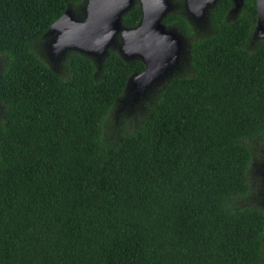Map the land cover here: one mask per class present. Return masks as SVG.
I'll return each instance as SVG.
<instances>
[{
    "label": "trees",
    "instance_id": "trees-1",
    "mask_svg": "<svg viewBox=\"0 0 264 264\" xmlns=\"http://www.w3.org/2000/svg\"><path fill=\"white\" fill-rule=\"evenodd\" d=\"M83 2L0 0V264H264V214L237 202L250 192L249 144L264 141L255 0L232 19L231 1L216 0L196 38L175 0L161 21L189 38V72L108 135L143 63L110 48L96 69L69 51L58 72L34 50ZM139 14L133 5L122 24Z\"/></svg>",
    "mask_w": 264,
    "mask_h": 264
},
{
    "label": "water",
    "instance_id": "water-1",
    "mask_svg": "<svg viewBox=\"0 0 264 264\" xmlns=\"http://www.w3.org/2000/svg\"><path fill=\"white\" fill-rule=\"evenodd\" d=\"M215 1L185 0L184 6L196 26L199 22L204 25L208 21V10ZM242 2L231 0L232 6L228 13L235 14ZM133 3L134 0H85L81 7L83 18L75 17L71 12L72 5L67 3L64 11L41 36L43 38L54 34L46 55L56 58L66 50L73 49L101 63L107 47L114 44L118 36L120 43L115 46V52L119 57L124 61L138 59L143 63L140 71L128 75L121 94L131 93L132 99L136 100L144 96L151 85L164 79L171 71L179 56L188 51L180 33L161 22L163 15L173 7L169 0H138L140 17L136 25L126 27L121 22L122 14ZM255 10L256 22L252 37L258 35L264 39V32L260 33L264 19V0H255Z\"/></svg>",
    "mask_w": 264,
    "mask_h": 264
},
{
    "label": "rangeland",
    "instance_id": "rangeland-1",
    "mask_svg": "<svg viewBox=\"0 0 264 264\" xmlns=\"http://www.w3.org/2000/svg\"><path fill=\"white\" fill-rule=\"evenodd\" d=\"M171 5H175V0H169ZM71 12L77 18H83V11L81 6H71ZM79 10L80 13H74V11ZM203 24L199 22L196 26V32L194 33L196 37H203L208 33V30L202 29ZM201 29V30H200ZM54 34L39 38L38 41L34 43V50L36 54L45 62V64L53 70L58 72L63 71V58L64 55L69 51H74L73 49L66 50L62 56L50 57L46 55V49L48 50V44ZM120 43V37L116 36L114 39V44L107 47V50L112 48L116 51L115 46ZM251 43V42H250ZM185 49L186 45H185ZM106 50V51H107ZM185 51V50H184ZM77 52V51H75ZM181 57V58H180ZM180 59V60H179ZM96 69H99L100 64L97 61L92 60ZM186 54L180 55L176 63L171 67V71L164 77V79L159 80L157 83L151 85L144 96H140L137 100L132 99L131 93L124 95L121 94L119 98L115 101V105L111 110L108 118L106 119V127L104 128L103 135L114 134L117 127L124 122H130L133 124L134 121L127 120L128 118H133L134 114H141L146 109V105L152 101L156 93L164 85V83L173 75L186 74L189 70L185 69L187 67ZM1 64V60H0ZM134 120V119H133ZM250 148L252 149V157L249 166V171L247 174L250 192L247 196L238 199L239 204H250L260 208L264 214V141L263 142H250ZM262 245L264 246V233L262 237Z\"/></svg>",
    "mask_w": 264,
    "mask_h": 264
},
{
    "label": "flooded vegetation",
    "instance_id": "flooded-vegetation-1",
    "mask_svg": "<svg viewBox=\"0 0 264 264\" xmlns=\"http://www.w3.org/2000/svg\"><path fill=\"white\" fill-rule=\"evenodd\" d=\"M230 1H231V0H230ZM84 2H85V0H84ZM84 2L82 3V5H80L81 7L84 5ZM184 2H185V0H181V3H180L181 6H180V7L182 8L183 13H184L186 19L191 23V25L194 26V28H195V29H194V30H195L194 33H195V32H196V25H195L194 21L191 19L190 15L187 13V11H186V9H185V6H184ZM215 3H216V1H215ZM215 3H214V4H215ZM242 3H243V2H242ZM214 4H213V5H214ZM231 4H232V3H231ZM133 5H137L138 8H139L138 0H134ZM133 5H132V6H133ZM213 5H212V6H213ZM132 6H131V7H132ZM177 6H178L177 3L175 2V5H174V6H173L168 12H170L171 10H173V9H174L175 7H177ZM212 6H211V7H212ZM231 6H232V5H231ZM241 6H242V5H241ZM131 7H130V8H131ZM211 7H210V8H211ZM210 8H209V10H210ZM230 8H231V7H230ZM230 8H229V9H230ZM239 9H240V8H239ZM239 9H238V10H239ZM128 10H129V9H128ZM128 10H127V11H128ZM209 10H208V11H209ZM238 10H237V12H238ZM127 11H126V12H127ZM126 12H124V13H126ZM168 12H166V13L163 15V17H164ZM237 12H236L235 14H231V13L229 14L228 11H227L226 18H229V19L234 18V17L236 16ZM124 13H123V14H124ZM123 14H122V15H123ZM139 17H140V14H139ZM163 17H162V18H163ZM162 18H161V20H162ZM138 19H139V18H138ZM207 19H208V15H207ZM137 21H138V20H137ZM263 21H264V19L262 20V29L260 30V33H261V32H264V24H263ZM161 22H162V21H161ZM255 22H256V20H255ZM163 24H164V23H163ZM208 24H209V23H208V21H207V23H205V24L203 25V28H202V29L205 28V30H208V32H209V27H208L209 25H208ZM164 25H165V24H164ZM165 26H166V27H171V28L175 29L178 33H180V35H181V36L185 39V41H186V48H187L189 38L186 37V36H184V35H183L179 30H177L176 28H174V27H172V26H167V25H165ZM254 26H255V24H254ZM253 29H254V28H253ZM200 30H201V29H200ZM252 32H253V30H252ZM254 38H260V39H263V38L260 37V36L258 37V35H256L255 37H252V35H251V39H254ZM187 51H188V49H187ZM185 54H186V58H187V62H188V53H185Z\"/></svg>",
    "mask_w": 264,
    "mask_h": 264
}]
</instances>
